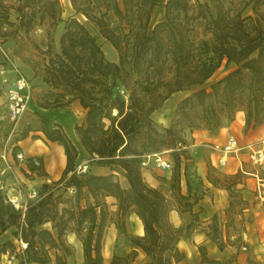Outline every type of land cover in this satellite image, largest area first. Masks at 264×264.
I'll list each match as a JSON object with an SVG mask.
<instances>
[{
    "label": "trees",
    "instance_id": "1",
    "mask_svg": "<svg viewBox=\"0 0 264 264\" xmlns=\"http://www.w3.org/2000/svg\"><path fill=\"white\" fill-rule=\"evenodd\" d=\"M3 1L0 37L4 24L13 25L10 10L17 14L14 30L27 33L31 23L48 22L47 48L39 49L43 58L34 65V75L47 89L35 103L55 108L78 101L83 118L74 131L88 160L85 170L76 169L78 150L61 124H50L46 116L34 112L43 123L39 130L63 146L66 164L58 180L42 183L48 191L30 202L22 225L20 213L0 191V256L14 248L13 239H1L13 227L15 241L20 237L26 243V264H46L50 253L44 248L55 249L56 264H65L71 250L62 238L68 231L82 244V264H132L137 248L147 257L144 264H183L186 253L178 245L182 235L171 222L170 211H189L197 218L192 207L202 195V181L191 153L183 148L181 124L185 119L189 129H217L223 118L232 120L240 109L246 128L264 123V0H166L162 18L154 23L155 0H69L73 13L65 19L60 0H14L8 5ZM60 23L54 51L50 34ZM100 37L114 48L117 60L105 56ZM222 62L233 67L203 86ZM183 90L191 92L177 102L171 125L159 126L152 113L172 93ZM31 130L27 126L16 140ZM162 149H169L174 160L170 197L148 184L141 173L143 158ZM35 158L38 163L27 157L26 166L42 173V159ZM91 164L109 172L93 173ZM207 179L228 191L225 213L233 221L230 209L237 206L239 214L248 205L237 187L238 173L223 176L226 184L219 176ZM60 185L62 191L72 188L73 193L65 199L70 205L58 215L61 193L54 195L53 190ZM108 197L113 198L114 212H109ZM132 212L142 223L141 235L127 232L126 217ZM109 214L115 216L112 221ZM48 222L51 229L41 227ZM110 222L128 238L131 249L126 255L113 252L105 263L102 249ZM198 251L201 262L219 263L207 257L204 246L198 245Z\"/></svg>",
    "mask_w": 264,
    "mask_h": 264
},
{
    "label": "rangeland",
    "instance_id": "2",
    "mask_svg": "<svg viewBox=\"0 0 264 264\" xmlns=\"http://www.w3.org/2000/svg\"><path fill=\"white\" fill-rule=\"evenodd\" d=\"M14 0H4L2 3L3 5H8L10 3H13ZM166 0H155V6L152 11L151 15V23H154L155 21L159 20L163 16V9H164V3ZM62 3L63 7V13L62 17L65 19L69 16L71 13L70 8L67 10L65 9V3L64 0H60ZM68 5V4H67ZM69 7V6H68ZM73 11V10H72ZM17 14L13 11L10 10V15H9V21L13 22V25L9 24H4L3 27L1 28V33L2 36L0 37V53H1V48L7 53L10 61L5 62V59L2 55L0 54V59H3V62H1L2 65H0V69L2 68H11L12 65H15L19 68L21 73L26 77V79L29 80V82L32 85V96L30 100L34 101H40L42 99V93L46 92V85L43 84L40 81V77L38 75H34L35 69L34 65L40 61H42L43 55L39 52V49L45 50L46 43L48 40V36L46 33V27L48 26V22L45 20V23L43 25H36L35 23H31V28L27 33L19 31V30H14L15 25L18 24V19L16 18ZM79 19L83 20L84 18L82 16H78ZM62 30V23L58 24L57 27L54 29V31L51 32V38H52V47L53 50L56 51L58 50V38ZM99 41L102 45L103 51L105 53V56L110 59V60H117V54L114 48L111 46L109 42H107L103 37L99 38ZM38 47V49L36 48ZM3 57V58H2ZM233 67L232 64H229L225 66V63L222 62V65L215 71V73L203 84V86H209L211 83L215 82L217 79L221 78L223 75H225L231 68ZM34 89V90H33ZM191 90H183L180 93L177 94H171L170 97L163 102V104L155 111V113L152 114V118L154 121L159 125L163 127H168L171 125L172 121L174 120V110L176 108V104L179 100H181L183 97L189 95ZM179 98L177 99V97ZM177 99V100H176ZM63 106V107H67ZM70 106V105H69ZM81 110H76L75 107L70 106L66 111L64 112L67 114V118L70 120H77L76 123L80 122L82 119L83 114H81ZM238 112H243L244 113V121H245V112L243 110H238L236 111L234 117L232 120L236 118V115ZM71 115L74 116V118L71 117ZM232 120L227 121L225 118H223V125L221 127L227 126ZM71 122V120H70ZM166 123V124H161ZM6 124L5 128L3 130H0V155L3 152V149H6L7 156H10V160L12 161V166H17L20 162L19 160L16 159L15 153L20 152L18 148H16V145L13 144L15 143L16 138L20 137L22 134L23 130L29 126L32 128L31 133V138H37L39 137L42 132H35V131H40L39 129L43 127V123L40 120V118L35 115L32 111L26 110L19 120L16 123H12L8 120L7 115H6V107H5V98L3 94V86L0 81V125ZM186 120L183 119V123L181 124L183 127L182 128V134L186 140V145L183 147L187 151H191L196 149L197 147H202L205 148L206 150H209L204 144L208 141H200L196 140V133L198 130L203 129L206 130L204 127H199V128H192L189 129L188 126H186ZM179 128V127H178ZM220 128V127H219ZM195 135V137H194ZM222 141H217L219 143L223 142ZM259 142H254V144H258ZM42 144V142L40 143ZM241 145V144H240ZM210 151V150H209ZM191 153V152H190ZM245 153V152H243ZM160 156H162L164 159H166L168 162L171 164V168L169 169H163L161 167H158L155 165V162L153 161L152 158H150L145 166H142L141 168V173L143 176V179L150 185L152 186H157L159 187L168 197L171 196V190H170V182H171V174L173 171L174 167V160L171 154V151L169 149H162L160 152H158ZM218 155V153H215ZM87 160L84 162H81L79 160L76 161V169H78L79 165L87 164ZM95 164L90 165L93 167ZM246 165H252L250 162L246 161ZM208 172L206 174L210 175V177H216L219 176L221 177L222 180H220L221 184H226V181L223 180V176L225 175H235L238 173L240 180L242 177H246L249 175L243 174L240 170H238L235 173L231 174H226L217 168H215L212 165H208ZM6 168L5 162L1 159L0 156V169ZM245 169V167H244ZM109 172V169L106 168V173ZM260 172V170H259ZM12 171L9 168L5 169V172L3 174L4 181L7 184L6 190H8L9 187L15 186V185H10V178H11ZM119 175L120 181L124 180V177L121 174ZM32 177H28V179H32ZM25 185V184H24ZM25 187V186H24ZM21 185L22 190L28 191L27 187L24 188ZM48 189L42 188L40 186V189L38 191V198H41L46 195V192ZM54 195L61 193V197L58 198L57 201V207H58V215L61 212L62 207L65 205L69 206L70 203L69 201H65V199L71 198L73 189H65L62 191V186H57L53 190ZM107 204H108V209L109 212H114L115 211V206L113 205V198H106ZM172 201H174L172 199ZM83 203V201H82ZM255 201L252 200L253 206H255ZM257 207L260 211L262 208V211H264V206L258 205ZM174 207H176V203H174ZM238 207H234L233 209H230L229 215L232 217L233 221H230L227 217L225 219V222L221 220V217H215L211 218L209 221H198L197 218L190 217L189 220V227H187L185 224L180 225V226H175L177 227L182 235L183 241L180 242V248L184 250L187 255L188 259L190 261L193 260V254L195 255H200L198 251V245H202V241L205 240V236L207 238H210L213 240L217 246L218 243H221L224 246H227V244H231L232 248V255L229 256L228 258H223L222 260H219V263L216 262H208L210 264H235L232 263L233 261H236V256L238 255V252L236 253V249L240 248V246L244 245L242 241L238 238V234L242 231V229H245L246 226L249 228L251 227H261L264 229V213L261 214V218H256L252 212H248L246 217H239V214L237 213ZM109 221L113 220L115 216L112 214H109ZM58 219V218H57ZM224 223V226H223ZM134 222H128L127 223V232L131 235H135L134 233L137 230V225L135 229ZM50 223H45L41 227H49ZM225 229V238L223 237L222 229ZM226 228H227V233H226ZM14 230L13 227H10L1 237V239H13L14 242V248L9 249V254H14L16 253V248L18 245V242L15 241V237L12 236V231ZM138 231V230H137ZM140 233V232H139ZM187 235V236H186ZM230 235V236H227ZM229 237V238H228ZM115 238H118V242L115 241ZM63 241H65V238H62ZM105 241L106 243L104 244V250L103 254L105 257V263H109L112 253L115 252V247H119L117 250L120 251V246H125V249H128L130 247V242L128 241V238L125 237L124 234H119L118 230L115 228L114 223L110 222L108 223V226L106 228V233H105ZM119 241L121 243H119ZM120 245V246H119ZM128 247V248H127ZM205 247L206 250V255L207 257L212 256V251L209 247ZM47 253L49 254H54L55 249L52 248H44ZM131 248H129L128 252L130 251ZM122 250V249H121ZM61 252V249H60ZM127 252V253H128ZM242 252H248L246 260L249 261V264H259L257 262L256 258L254 255L252 256V251L251 249L247 248V250H242ZM108 253V254H107ZM201 256V255H200ZM6 257L0 256V261L3 260L2 263L0 264H6ZM25 258V256H24ZM211 259V258H209ZM202 264V263H199Z\"/></svg>",
    "mask_w": 264,
    "mask_h": 264
},
{
    "label": "crops",
    "instance_id": "3",
    "mask_svg": "<svg viewBox=\"0 0 264 264\" xmlns=\"http://www.w3.org/2000/svg\"><path fill=\"white\" fill-rule=\"evenodd\" d=\"M65 3V9L67 10L70 8L71 15L73 13V9L70 5L69 0H64ZM62 4V3H61ZM68 4V5H67ZM69 6V7H68ZM63 8V7H62ZM63 13V12H62ZM63 18V17H62ZM1 54V53H0ZM3 58V57H2ZM1 62H3V59H0V65ZM34 90V89H33ZM33 92V91H32ZM181 91H176L172 94L180 93ZM179 96L177 97V99ZM176 99V100H177ZM167 100V99H166ZM165 100V101H166ZM75 107L76 110H81V114H83V110L81 106L79 105L77 100H72L67 107H55V108H44L38 106L34 100H30L27 105V110L34 112H38L44 116H46L49 120V123H59L61 124L64 131L67 133V135L70 137V139L73 141V143L76 145L78 150V156L76 158V161L79 160L80 163L86 161L88 159V155L84 148L80 145L75 131H74V125L76 124L77 120H70L67 118V114L64 112L66 109H68L70 106ZM156 111V110H155ZM155 111L153 113H155ZM152 113V114H153ZM72 118H74L73 115H71ZM83 118V116H82ZM82 121V119L80 120ZM161 124H166L162 123ZM5 123L0 125V130H3L5 128ZM229 129L234 133L236 138L238 139L239 143L243 146L257 142L258 140L264 138V123H261L255 127H252V125L245 127V121H244V113L238 112L236 115V118L232 120L227 126L220 127L217 129H211V130H203L200 129L196 133V140L200 141H208V142H217L222 141L225 138V131ZM35 132H41V131H35ZM32 131L29 132V134L21 139L15 140V145H17L19 150L23 153L25 156L24 160H21L18 162L19 164L17 166H12V161L10 160V156L7 157L8 163L10 165V169L12 171L11 178H10V185H18L21 184L23 187H27V189H36L38 191V188L42 185V183L47 182L50 183L51 181L58 180L64 170L65 164H66V157L64 154V148L61 144L58 142L50 141L46 138V136L42 133L39 137L32 139L31 138ZM42 142V144H40ZM191 155L194 159V165L196 173L199 175L200 180L202 181L201 184V197L198 199L196 203H194L192 207V212L197 217L198 221H209L214 215L217 217H221V220L225 222L226 219V213L225 209L228 206V191L220 186L213 185L208 179H207V172H208V166H214L218 170L226 173L231 174L237 172L239 169V163L236 160L234 156H229L228 160L225 165H218L216 162L217 155L209 150H206L202 147H197L194 150H191ZM33 158L35 160V163H38L36 160H38L35 157H40L42 159V173H39L37 171H30L28 167L26 166V159ZM240 158L244 161L243 162V170L247 171L245 173L246 177H242L241 182L237 184V187L239 188V191L241 193V196L243 199H245L248 202V205L242 209V211L239 213V217H246L248 212H252L253 215L256 218H261V214L264 213V211H261L257 208L259 207L258 203H255V206L252 204V200L255 201V178L253 175H251V172L254 171L255 167L253 165H246L247 161V155L246 153H241ZM245 167V169H244ZM105 166L100 165H94L91 167V171L96 174H104L106 173ZM260 170V175L264 177V167L258 168ZM34 177L32 179H28V177ZM25 184V185H24ZM15 185V186H16ZM24 187V188H25ZM13 186L8 188V193H12ZM26 189V188H25ZM181 190L182 192H185V185L182 181L181 183ZM112 198V197H110ZM191 217V214L189 211H177L175 209H172L170 211V220L175 226L180 225H187ZM137 215L136 213L132 212L128 214L126 217V223L134 222L137 223ZM49 223V222H48ZM137 225V224H136ZM135 225V229H136ZM224 226V223H223ZM128 227V226H127ZM49 229V227H47ZM138 230V231H137ZM135 235H141L143 233V230L140 231L137 227ZM140 232V233H139ZM223 237L225 238V229H222ZM238 234V238L244 245L240 246V248L236 249V253L238 252V255L236 256V261H233L232 263L235 264H249V261L246 260L248 252H242V250H247V248L251 249L252 256L256 258L257 262L259 264H264V229L261 227H251L249 228L246 226L245 229H242V231ZM230 236V235H229ZM66 245L70 248V254H68L65 258L66 262L65 264H82L83 263V249L82 244L76 234L72 231H68L66 235L64 236ZM118 238H115V241L118 242ZM183 241L181 238L178 242V245L180 242ZM184 242V241H183ZM105 236H104V244ZM119 243H121L119 241ZM104 244L102 249V254L104 250ZM202 244L206 247H209L212 251V256L208 257L211 259L216 260H222L223 258H228L233 253L231 251V244H227V246H224L222 249L218 248L217 244L211 240L210 238H207L205 236V240L202 241ZM120 246V245H119ZM180 246V245H179ZM119 247H115V253L118 255H126L129 248L125 249L126 247L120 246V251H118ZM122 249V250H121ZM137 255L134 258L132 264H144L147 257L145 253L138 249ZM186 253V252H185ZM104 262L105 257L103 254ZM3 260L0 261L2 263ZM210 264L208 262H201V256L193 254V260L190 261L188 259V255L186 253L185 260L183 264ZM7 264V263H6ZM9 264H22L20 262L19 257H15ZM46 264H56L54 259V254H50V260Z\"/></svg>",
    "mask_w": 264,
    "mask_h": 264
},
{
    "label": "built area",
    "instance_id": "4",
    "mask_svg": "<svg viewBox=\"0 0 264 264\" xmlns=\"http://www.w3.org/2000/svg\"><path fill=\"white\" fill-rule=\"evenodd\" d=\"M1 53L5 59V62L10 61L7 53L2 48ZM0 81L3 86L7 118L10 122L16 123L21 115L27 110L28 102L32 96V85L15 65H12L11 68L0 69ZM258 142V144H254L253 142L245 146L240 145L234 133L227 129L225 131V138L223 142H206L204 145L210 151L218 153L216 159L218 165H225L228 157L234 156L238 161L239 169L243 174L247 173V171L243 170L242 166L244 161L240 158V154L243 152L246 153L247 161L255 167L254 171L251 172V175H253L255 178V202L264 206V177L260 175L258 169L264 167V138L258 140ZM0 156L6 164V168L0 169V191L6 193L9 203L20 213V222L22 225L24 222L25 212L30 205V202L38 198V191L36 189L24 191L21 189V184H18L13 186L12 193H8L6 190L7 184L5 183L3 177L5 169L10 167L6 157L7 152L5 148L3 149V152ZM15 157L19 161L25 159V156L21 151L16 152ZM150 158L153 159L155 165L158 167L163 169L171 168L170 162H168L158 153L146 155V157L143 158L141 162L142 166H145ZM86 167V164L79 165L78 170H85ZM18 232L20 234V230H18ZM16 241L18 242L16 253L3 254L6 257L5 261L7 264H9L15 257H19L20 262L22 264H26L24 263L23 252L26 247V243H24L20 237Z\"/></svg>",
    "mask_w": 264,
    "mask_h": 264
},
{
    "label": "bare ground",
    "instance_id": "5",
    "mask_svg": "<svg viewBox=\"0 0 264 264\" xmlns=\"http://www.w3.org/2000/svg\"><path fill=\"white\" fill-rule=\"evenodd\" d=\"M138 220H137V227H138V229L140 230V231H142V223H141V221H140V219L139 218H137ZM105 254V253H104ZM108 254V253H107Z\"/></svg>",
    "mask_w": 264,
    "mask_h": 264
}]
</instances>
